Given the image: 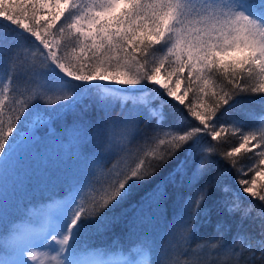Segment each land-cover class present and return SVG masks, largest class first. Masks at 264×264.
<instances>
[{
    "label": "snow or ice",
    "instance_id": "snow-or-ice-1",
    "mask_svg": "<svg viewBox=\"0 0 264 264\" xmlns=\"http://www.w3.org/2000/svg\"><path fill=\"white\" fill-rule=\"evenodd\" d=\"M246 95L264 103V0H0V161L48 160L39 197L0 196V264H84L118 224L95 264H264Z\"/></svg>",
    "mask_w": 264,
    "mask_h": 264
},
{
    "label": "trees",
    "instance_id": "trees-1",
    "mask_svg": "<svg viewBox=\"0 0 264 264\" xmlns=\"http://www.w3.org/2000/svg\"><path fill=\"white\" fill-rule=\"evenodd\" d=\"M236 115L241 117H247L249 114L260 115L264 114V103L261 102L259 96H243L234 110ZM43 165H48L47 158H44L41 161L40 158L36 157V154L33 152L31 156H26L23 158L22 162H9L5 163L0 161V196L3 195L5 188L9 191L12 188L14 181H24L25 185L31 183L33 190L39 197V190L43 188L41 183V177L44 175ZM53 169L61 168L65 166L60 164L58 161L51 165ZM61 179L64 178L63 174H59ZM30 178V180H29ZM231 180V177L228 178ZM67 193L60 187L57 186L51 192L43 193V200L38 199L35 208L46 206L51 203L52 200H49L48 197L51 196L53 200H59L64 198ZM90 193L87 190H83L82 197L87 198ZM255 214V213H254ZM124 228L123 224H118L115 228V235L112 237L111 242H109L107 237L94 238L92 243L98 245V248L89 249L88 251L82 252L81 255H86L90 253H102L104 255H117L120 254L121 244L118 241V237L121 234V230ZM125 244L128 243L127 240L124 241ZM135 246V245H133ZM115 248V251H113Z\"/></svg>",
    "mask_w": 264,
    "mask_h": 264
},
{
    "label": "rangeland",
    "instance_id": "rangeland-1",
    "mask_svg": "<svg viewBox=\"0 0 264 264\" xmlns=\"http://www.w3.org/2000/svg\"><path fill=\"white\" fill-rule=\"evenodd\" d=\"M82 193H83V191L81 192V197H82ZM64 198H62V199H64ZM79 198L80 197H78V199ZM62 199H59V200H62ZM43 207H45V206L34 208V210L35 211H39ZM40 251L44 252L46 250L45 249H41ZM81 258H82L84 264H95V261H114V260H117V259L120 258V254H117V255H112V254L111 255H104L102 253H97L96 255H93L91 253V254H87V255H83V256L81 255Z\"/></svg>",
    "mask_w": 264,
    "mask_h": 264
}]
</instances>
